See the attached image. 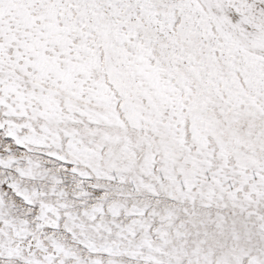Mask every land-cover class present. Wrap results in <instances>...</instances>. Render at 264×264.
I'll return each instance as SVG.
<instances>
[{"label": "snow or ice", "instance_id": "6c2138e0", "mask_svg": "<svg viewBox=\"0 0 264 264\" xmlns=\"http://www.w3.org/2000/svg\"><path fill=\"white\" fill-rule=\"evenodd\" d=\"M0 264H264V0H0Z\"/></svg>", "mask_w": 264, "mask_h": 264}]
</instances>
